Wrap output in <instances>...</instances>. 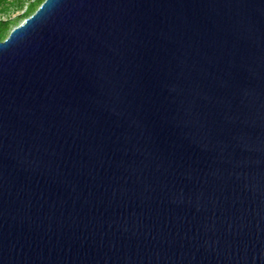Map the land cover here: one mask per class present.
Returning a JSON list of instances; mask_svg holds the SVG:
<instances>
[{
  "label": "water",
  "instance_id": "obj_1",
  "mask_svg": "<svg viewBox=\"0 0 264 264\" xmlns=\"http://www.w3.org/2000/svg\"><path fill=\"white\" fill-rule=\"evenodd\" d=\"M0 264H264V0H44L13 28Z\"/></svg>",
  "mask_w": 264,
  "mask_h": 264
},
{
  "label": "trees",
  "instance_id": "obj_2",
  "mask_svg": "<svg viewBox=\"0 0 264 264\" xmlns=\"http://www.w3.org/2000/svg\"><path fill=\"white\" fill-rule=\"evenodd\" d=\"M44 0H0V41L5 39V34L13 20H3V17H10L15 11L23 10L26 7L25 15L28 17L41 5ZM26 17V18H27Z\"/></svg>",
  "mask_w": 264,
  "mask_h": 264
},
{
  "label": "rangeland",
  "instance_id": "obj_3",
  "mask_svg": "<svg viewBox=\"0 0 264 264\" xmlns=\"http://www.w3.org/2000/svg\"><path fill=\"white\" fill-rule=\"evenodd\" d=\"M25 11H26V7L23 10L12 12L10 14V17L7 16L3 17V20H7V19L13 20V22L9 25V29L6 32L4 38H6L9 35V33L13 28L21 24L26 19L27 16L25 15Z\"/></svg>",
  "mask_w": 264,
  "mask_h": 264
}]
</instances>
